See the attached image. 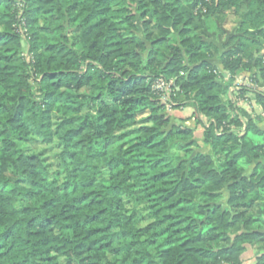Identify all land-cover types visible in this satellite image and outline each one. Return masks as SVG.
<instances>
[{
    "label": "trees",
    "instance_id": "16d2710c",
    "mask_svg": "<svg viewBox=\"0 0 264 264\" xmlns=\"http://www.w3.org/2000/svg\"><path fill=\"white\" fill-rule=\"evenodd\" d=\"M261 50L264 0H0V264H264Z\"/></svg>",
    "mask_w": 264,
    "mask_h": 264
},
{
    "label": "crops",
    "instance_id": "0c3cea01",
    "mask_svg": "<svg viewBox=\"0 0 264 264\" xmlns=\"http://www.w3.org/2000/svg\"><path fill=\"white\" fill-rule=\"evenodd\" d=\"M229 17H233L234 19V24L233 27L229 29V24H228V19ZM238 25V21L237 18L234 17L233 15H228L226 17V20L224 22H218V21H212L209 20L207 21L206 25H205V33L207 34V36L209 37L208 40L211 42H214L217 46H219L221 48L222 45L226 44L228 39L234 35V32L237 28ZM261 53H264V50H261ZM214 61H216L214 59ZM255 72L254 69L251 70H247L245 72H242L241 75L242 76H250L251 74H253ZM230 93H231V89L230 91L227 89L222 98L224 101L228 100L230 97ZM255 115L261 117L262 119H258L256 121L257 127L261 130L264 129V116H263V112L261 110V108L259 106L255 107ZM171 117L176 121V122H180V120L183 119V122L185 125L194 128L195 127V120L193 117V109L189 106H184L182 108L179 109H174L171 112ZM195 136L196 137H200V132L197 130L195 132ZM201 143V142H200ZM206 152L211 153L209 147L203 146L202 144H200ZM264 158V157H263ZM262 158V159H263ZM262 159H260V161L262 163H264L262 161ZM246 258H247V264H254L255 263V258H256V250L250 246L246 247Z\"/></svg>",
    "mask_w": 264,
    "mask_h": 264
},
{
    "label": "built area",
    "instance_id": "2783aa9c",
    "mask_svg": "<svg viewBox=\"0 0 264 264\" xmlns=\"http://www.w3.org/2000/svg\"><path fill=\"white\" fill-rule=\"evenodd\" d=\"M217 73L224 75L225 79H228L230 76L227 71L222 70L221 68H218ZM232 89L245 90L237 99V105L251 114L253 118H255L254 95H264V80H262L260 77L254 80L253 74L250 76H242L240 74L236 77ZM152 90L159 97L160 103L164 107V111L171 113L174 110V103L172 102L171 98L175 95V79L171 78L166 80L162 77H158L152 83Z\"/></svg>",
    "mask_w": 264,
    "mask_h": 264
},
{
    "label": "rangeland",
    "instance_id": "374dc122",
    "mask_svg": "<svg viewBox=\"0 0 264 264\" xmlns=\"http://www.w3.org/2000/svg\"><path fill=\"white\" fill-rule=\"evenodd\" d=\"M228 24H229V29L230 28H232L233 27V24H234V19H233V17H229V19H228ZM24 54L25 55H27V53H26V51L24 52ZM172 120H175V118L173 119L172 118ZM181 121V123L183 122V119L182 120H180ZM255 142H257V143H264V136L263 135H252V134H250L249 135ZM33 148L37 151L38 150V148H39V145L38 144H35V145H33ZM57 150H56V148L53 146L52 147V152H56ZM51 152V153H52ZM50 153V154H51ZM46 155H48V157L50 156L49 155V153L48 154H46ZM49 161H53L52 160V158H49ZM262 161L264 162V158L262 159ZM60 263L61 264H66L67 263V261L65 260V259H60Z\"/></svg>",
    "mask_w": 264,
    "mask_h": 264
}]
</instances>
